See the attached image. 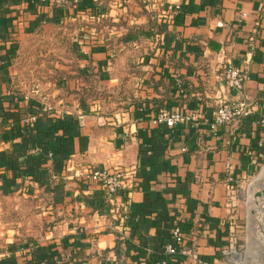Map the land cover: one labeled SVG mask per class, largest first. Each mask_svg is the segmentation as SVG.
Wrapping results in <instances>:
<instances>
[{"label": "crops", "instance_id": "obj_1", "mask_svg": "<svg viewBox=\"0 0 264 264\" xmlns=\"http://www.w3.org/2000/svg\"><path fill=\"white\" fill-rule=\"evenodd\" d=\"M92 1L0 0V264H252L236 250L264 218V0H99L100 15ZM62 24L67 54L32 39ZM224 98L253 111L213 132ZM162 106L203 114L157 124ZM91 166L129 187L85 181Z\"/></svg>", "mask_w": 264, "mask_h": 264}, {"label": "built area", "instance_id": "obj_2", "mask_svg": "<svg viewBox=\"0 0 264 264\" xmlns=\"http://www.w3.org/2000/svg\"><path fill=\"white\" fill-rule=\"evenodd\" d=\"M80 0H54V3L58 8L67 9L73 2H79ZM244 74L239 66L228 63L224 68L223 79L227 86L234 88H241L244 83ZM181 82V78H178ZM253 111V105L245 99L232 102L226 98L219 101L217 106L211 110V119L209 120V127L211 131L216 132L220 125L229 123L235 119L248 116ZM203 112L199 109L185 110L172 109L167 106H162L153 116V122L157 124H168L175 126L183 120L195 121L201 117ZM36 114H30L23 118L24 122L29 126H34L37 120ZM264 118V116H263ZM81 177L85 181H91L96 179L109 193H115L120 188L129 187V183L125 178V173L122 170H110L107 167H89L82 173ZM185 240L184 233L181 226L178 224L173 228L172 239L166 244V250L169 253L177 251V244L182 243ZM225 253L231 256L232 250L226 248ZM63 257H57L56 264H63ZM166 261V260H165ZM44 262V261H42ZM197 264H210V262L201 257H197Z\"/></svg>", "mask_w": 264, "mask_h": 264}, {"label": "rangeland", "instance_id": "obj_3", "mask_svg": "<svg viewBox=\"0 0 264 264\" xmlns=\"http://www.w3.org/2000/svg\"><path fill=\"white\" fill-rule=\"evenodd\" d=\"M68 36H69L68 32L64 31V29L52 28L51 30L50 29L47 30L46 33L41 31L40 33L35 35L32 39H38V38L43 39L44 37L47 38L58 37L59 39L63 40L62 44L64 47V53L67 54L68 42L70 41ZM38 63H39V59L37 57L35 60L32 59L31 62L28 63V65H30L29 69L32 71L38 69L39 68V66H37ZM32 211H34V208L32 209ZM249 221H250L249 224L250 240L243 247H240V249L236 250V255L241 256L244 262L249 260L251 261L252 264H264V218L258 221H256L255 218L254 219L251 218ZM32 223L34 222L32 221Z\"/></svg>", "mask_w": 264, "mask_h": 264}, {"label": "trees", "instance_id": "obj_4", "mask_svg": "<svg viewBox=\"0 0 264 264\" xmlns=\"http://www.w3.org/2000/svg\"><path fill=\"white\" fill-rule=\"evenodd\" d=\"M82 3L83 4L85 3V5H86V3H88V2H87V0H80L79 2H73L70 7H73V6L76 7V6H78V5L82 4ZM103 6H104V3L103 2H100L99 0H93L91 5L84 7V10L87 11L88 13H90V14L100 15V13H103L104 12ZM167 23H168L167 20H164V21L162 20V22L159 23L156 26V31L157 32H161V31L165 30L166 27H167ZM67 25L69 26V24H66V25L65 24H62L61 26H63V27L61 29H64V31H68V29H70L69 28L70 26L68 27ZM69 39H70V37H69ZM67 50H70L69 42H68V49ZM3 113H0V116H1V118H0V129H2L3 126H4V123H1L4 120V118H5V116H4ZM44 256H45L44 254H41L38 257L39 258H41V257L44 258ZM36 261L38 262V260H36Z\"/></svg>", "mask_w": 264, "mask_h": 264}, {"label": "water", "instance_id": "obj_5", "mask_svg": "<svg viewBox=\"0 0 264 264\" xmlns=\"http://www.w3.org/2000/svg\"><path fill=\"white\" fill-rule=\"evenodd\" d=\"M263 194H264V189L258 191V193H257L258 196H262Z\"/></svg>", "mask_w": 264, "mask_h": 264}]
</instances>
